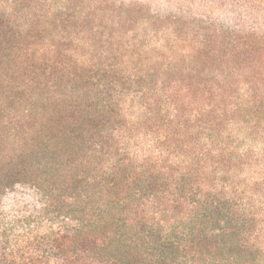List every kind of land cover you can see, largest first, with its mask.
Here are the masks:
<instances>
[{"label":"trees","instance_id":"obj_1","mask_svg":"<svg viewBox=\"0 0 264 264\" xmlns=\"http://www.w3.org/2000/svg\"><path fill=\"white\" fill-rule=\"evenodd\" d=\"M0 264H264V0H0Z\"/></svg>","mask_w":264,"mask_h":264}]
</instances>
